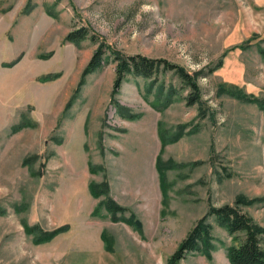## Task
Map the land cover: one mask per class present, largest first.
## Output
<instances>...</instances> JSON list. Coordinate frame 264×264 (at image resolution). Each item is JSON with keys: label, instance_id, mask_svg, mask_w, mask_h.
I'll return each instance as SVG.
<instances>
[{"label": "rangeland", "instance_id": "1", "mask_svg": "<svg viewBox=\"0 0 264 264\" xmlns=\"http://www.w3.org/2000/svg\"><path fill=\"white\" fill-rule=\"evenodd\" d=\"M81 28L204 72L206 118L172 72L130 76L114 95L113 57L89 72L100 44L66 41ZM235 89L264 100V0H0V264H170L210 207L263 198L264 109ZM242 209L264 227V207ZM209 221L211 252L179 264H231L238 242Z\"/></svg>", "mask_w": 264, "mask_h": 264}, {"label": "trees", "instance_id": "2", "mask_svg": "<svg viewBox=\"0 0 264 264\" xmlns=\"http://www.w3.org/2000/svg\"><path fill=\"white\" fill-rule=\"evenodd\" d=\"M90 39L97 44H100V40L97 36L90 35V32L86 28H81L71 32L66 41L73 44H79L80 42ZM106 44H100L99 48L91 58L87 67L89 72H95L103 68L104 63L111 56L116 63V81L113 90V94L116 95L121 88L122 84L127 81L128 77H141L146 80H151L152 84L157 83L161 74L172 72L176 77L180 79L184 87L189 91L188 96L185 98L189 106H198L199 117L201 119L206 118V110L204 109L205 102L202 99L201 88L199 86V77L202 72L190 73L184 67L173 64L165 59H153L143 55H131L117 53L115 50ZM109 55V56H108ZM223 67V60L219 61L214 69L210 70L213 73L217 69ZM203 75H206L204 72ZM45 81V80H44ZM161 89H164L161 86ZM222 92L229 91V89H221ZM236 98L244 102H252L264 109V100L256 96H246L243 91L235 89L230 91ZM174 97L173 89L168 94V98L163 104L169 105ZM213 115V114H212ZM135 116H133L134 118ZM163 147L165 146V140L162 139ZM157 170L161 175V187L164 199L166 198L167 186L164 182L163 170L160 166L159 160L157 161ZM108 184L105 183L101 186L90 184V192L94 198L99 199L102 195L107 193ZM101 206L113 216L124 218L126 209L114 203L111 199H106L100 203ZM252 207H264L263 198H248L246 196H240L235 200L233 204L223 205L221 207H210L208 212L196 223L194 228L189 232L187 237L181 242L178 249L172 255L170 264H179L182 259L187 255L194 252L208 253L213 249L212 233L213 225L209 219L214 218L220 227L225 229L227 233L237 241L238 245H234L228 249V258L231 264H264V248L262 241L264 238V227L255 222L254 218L243 211L242 208ZM129 223H132L129 221ZM69 227L59 229L52 234L46 235V237L38 240V243H48L62 234L68 231ZM29 233H32L30 230ZM106 240V238H103Z\"/></svg>", "mask_w": 264, "mask_h": 264}]
</instances>
